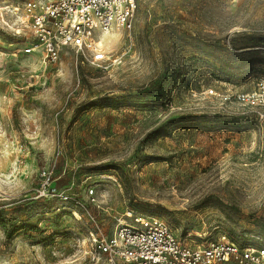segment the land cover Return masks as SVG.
<instances>
[{
  "label": "rangeland",
  "instance_id": "obj_1",
  "mask_svg": "<svg viewBox=\"0 0 264 264\" xmlns=\"http://www.w3.org/2000/svg\"><path fill=\"white\" fill-rule=\"evenodd\" d=\"M0 0V264H111L127 213L187 240L264 245V0H138L108 59L26 52ZM52 187L80 203L40 196ZM93 190L91 194L90 191ZM117 264H127L118 260Z\"/></svg>",
  "mask_w": 264,
  "mask_h": 264
},
{
  "label": "built area",
  "instance_id": "obj_2",
  "mask_svg": "<svg viewBox=\"0 0 264 264\" xmlns=\"http://www.w3.org/2000/svg\"><path fill=\"white\" fill-rule=\"evenodd\" d=\"M138 0H12L7 9L31 32L26 52L41 51L56 62L65 48L89 55L92 63L108 59L102 38L114 29L133 27ZM243 102L261 109L264 116V77L256 90L241 94ZM40 196L57 197L79 205L69 192L52 187V171L43 172ZM93 193V190L90 191ZM111 236L98 229L91 233L94 254L111 264H264V245L239 244L223 236L207 243L187 240L164 221L144 214L127 213Z\"/></svg>",
  "mask_w": 264,
  "mask_h": 264
}]
</instances>
